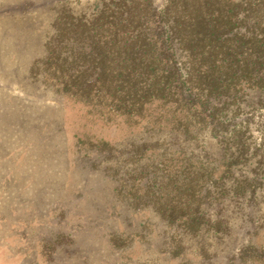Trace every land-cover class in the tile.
Wrapping results in <instances>:
<instances>
[{
	"label": "trees",
	"instance_id": "obj_1",
	"mask_svg": "<svg viewBox=\"0 0 264 264\" xmlns=\"http://www.w3.org/2000/svg\"><path fill=\"white\" fill-rule=\"evenodd\" d=\"M177 1L172 22L152 0H101L88 17L66 15L47 59L67 91L109 111L142 116L157 101L172 112L165 135L107 155L113 164L100 172L115 181L119 202L150 207L196 236H222L231 202L242 209L264 200V140L253 145L243 118L252 97L264 107L262 0ZM181 234L176 248L185 253ZM244 249L241 260H264V250L250 257Z\"/></svg>",
	"mask_w": 264,
	"mask_h": 264
},
{
	"label": "rangeland",
	"instance_id": "obj_2",
	"mask_svg": "<svg viewBox=\"0 0 264 264\" xmlns=\"http://www.w3.org/2000/svg\"><path fill=\"white\" fill-rule=\"evenodd\" d=\"M152 1L175 21L177 0ZM100 3L0 0V264H264L238 257L243 248L250 257L264 250V200L242 209L231 202L226 234L196 236L113 196L115 181L100 172L113 164L107 155L127 156L165 135L173 115L155 101L128 117L65 89L48 41L66 15L88 17ZM258 5L264 12V0ZM256 99L243 115L254 146L264 140ZM179 232L185 253L176 248Z\"/></svg>",
	"mask_w": 264,
	"mask_h": 264
}]
</instances>
